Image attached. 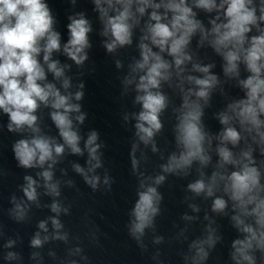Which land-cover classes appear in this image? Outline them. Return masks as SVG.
<instances>
[{"label": "clouds", "instance_id": "obj_1", "mask_svg": "<svg viewBox=\"0 0 264 264\" xmlns=\"http://www.w3.org/2000/svg\"><path fill=\"white\" fill-rule=\"evenodd\" d=\"M94 2L101 18H106L104 34L110 33L112 37L111 42L105 45L108 52H112L117 46L131 44L132 25L129 21L134 20L139 23L132 12L134 0H94ZM135 3L139 5L136 11L141 15L148 7L166 9L163 17L156 11L151 13L150 19L154 23L148 24L147 34L142 40H149L153 46L159 48L160 52L167 51L174 58L177 68L185 60H190L191 57L185 54L184 49L196 30L200 29L204 32V29L200 22L194 19L195 14L187 6L186 0H178V2L169 0L166 4H153L151 0H135ZM104 4L107 7H104ZM117 5L120 7L118 8ZM251 5L252 0H221L219 5L215 3V0H197L195 6L206 11L224 9V22L212 21L211 34L214 38L211 45L226 62L224 67L226 75H239L238 64L240 62L245 64L250 73L247 79L240 81L241 86L246 90V99L230 104L229 110L234 117L222 113L219 117L220 123L228 125L230 120L235 118L245 131L254 130L260 137L261 143H264V131H261L264 121L259 118L264 114V31L248 39L247 34L251 31V26L257 25L256 9L250 7ZM109 10L116 14L109 16ZM260 11L259 19L264 21V2H262ZM168 12L172 13L171 19L167 23L162 22L167 20ZM70 19L71 23L68 25L70 38L63 50L71 60L79 65L87 59L84 50L89 47L88 33L91 28L83 16L79 19ZM60 47V35L53 31V17L43 0H0V109L9 117L8 130L18 131L26 126L38 133L39 128L35 127L37 116L33 113L39 107L38 102H40L54 109L51 112V119L63 140V144H58L50 137L37 135L30 140L17 141L13 147L15 158L24 168L42 167L47 161L55 163L54 154L55 156L63 154L65 145L74 154H81L82 151L79 147L81 137L77 131L73 130V120L70 117L71 113L80 111V106L71 103L70 95H62L53 84L40 83L46 80L45 70L37 59L41 51L44 53L43 60L47 64L48 71L56 78L63 76V68L58 67V61L49 62L53 51H59ZM139 47L141 60L136 62L132 71H143L144 74L139 77L136 85L137 92L142 94L137 95L135 99L142 106V110L136 117L138 122L135 127L140 140L148 144L154 134L162 128L159 116L166 107V97L155 90L160 88L161 81L170 78L171 65L159 53L154 52L148 44L141 42ZM195 67L196 70L207 74L210 66L196 65ZM188 80L194 82L199 88L194 95L207 100L208 90L217 82V77L206 75L201 79L190 76ZM127 83H131V80ZM63 87L65 89L69 87L67 79L63 81ZM189 94H193L191 90ZM82 96V92H77L75 99L80 100ZM183 108L185 111L178 117L179 123L176 126V140L179 145H182L184 151L179 157L176 155L170 157L168 164L164 166L165 172L182 170L196 159L202 164H206L209 160V157L204 155L205 133L200 123L201 106L199 103L189 102L186 96ZM84 118V115H79L76 120L82 123ZM97 139L98 134L93 131L85 143L90 157L89 171L101 166L100 157L97 155L100 148V145L96 143ZM220 139L222 142L236 145L241 136L235 128L226 127ZM218 154L223 164L241 165L240 170L231 172L227 177L219 176V179L225 180L224 191L233 201V207L238 212L232 220L238 230L245 234L243 239H236L233 242L232 259L235 264H245V262L255 264V258L250 253L255 249L264 253V196H261L264 186L260 184V173L256 167L250 166L253 162L250 151L243 153V158L248 160V163L233 159L232 152L226 147H220ZM92 161L95 163L93 164ZM132 164L135 168V159ZM75 170L84 174L86 183L93 189L96 188L99 177L89 178L79 165L75 166ZM41 175L46 182L45 186L49 194L58 196V184L50 183L53 173L46 170ZM218 175V173H213L209 185H206L203 180H197L188 187L197 194L206 191L208 196H212ZM164 179V176H158L154 184L159 185ZM25 180L27 186L23 189L24 195L29 201H35L37 199L36 181L31 176H26ZM104 182L107 184L108 180L105 179ZM140 187L143 190L137 193L138 199L131 213L134 219L130 227V234L137 241L143 236L145 229L153 225L154 217L160 211L159 203L162 200L156 187L143 182ZM225 207L224 199L214 200V211H223ZM51 210L59 213L61 209L58 203H53ZM23 216L24 208L17 204L16 218L22 219ZM248 218H252L254 223L246 222ZM52 224L57 229L61 227L57 219H52ZM39 227L47 230L44 222H41ZM202 243L194 242L192 245L196 249L194 264L197 258H207L208 253L202 247ZM207 243L210 246L214 244L211 236ZM31 244L33 247L41 246L42 241L39 234L31 241ZM9 256L11 258L12 254Z\"/></svg>", "mask_w": 264, "mask_h": 264}]
</instances>
